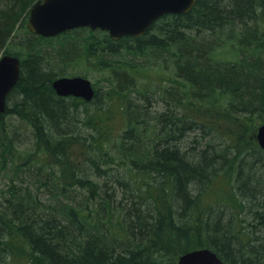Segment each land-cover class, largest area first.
Segmentation results:
<instances>
[{"label":"trees","instance_id":"16d2710c","mask_svg":"<svg viewBox=\"0 0 264 264\" xmlns=\"http://www.w3.org/2000/svg\"><path fill=\"white\" fill-rule=\"evenodd\" d=\"M37 1L0 0V57L22 62L0 114V171L18 173L0 193V264H177L198 249L225 264H264V151L255 138L264 123V0H197L190 13L117 42L89 29L31 34ZM96 55L112 59L99 64L112 71L106 90L95 86L88 103L58 96L61 65ZM151 56H166L172 78H152L164 64ZM147 90L165 94L153 115ZM135 99L148 106L125 108ZM117 113L128 128L111 158ZM215 114L250 128L227 129L210 121ZM15 117L35 139L23 162L7 130ZM220 178L230 188L218 193Z\"/></svg>","mask_w":264,"mask_h":264},{"label":"water","instance_id":"95a60500","mask_svg":"<svg viewBox=\"0 0 264 264\" xmlns=\"http://www.w3.org/2000/svg\"><path fill=\"white\" fill-rule=\"evenodd\" d=\"M197 0H40L30 11L28 30L44 38H53L79 28L107 32L112 40L145 36L153 24L166 15H186ZM21 77V61L16 56L0 59V114L6 112L7 98ZM53 88L60 97L73 96L91 102L95 90L83 77L59 78ZM264 150V124L257 134ZM178 264H224L210 249L182 255Z\"/></svg>","mask_w":264,"mask_h":264},{"label":"rangeland","instance_id":"374dc122","mask_svg":"<svg viewBox=\"0 0 264 264\" xmlns=\"http://www.w3.org/2000/svg\"><path fill=\"white\" fill-rule=\"evenodd\" d=\"M25 31L22 30L20 33H24ZM101 38H103V36H100ZM13 49L15 50H20L19 47H14ZM101 55H96V56H90L88 58L85 59V61L83 62V64H79V65H73V66H68V65H61L62 68H64L65 70H63V73H67L68 75L66 76H84L87 77L93 84L94 86H102L105 90L106 88L104 87V82L107 81V78H109L110 75H112V71L110 68H103V66H100V61H104L106 63V65L110 64L112 62L111 56H107V58H104L103 60L100 58ZM130 58V57H128ZM128 58L125 59V61H130ZM132 58V57H131ZM130 58V59H131ZM146 58V57H145ZM166 56H162V57H158L157 59H153V57L151 56L148 62L150 63H163L164 65L161 64V68L155 69V73L153 74L152 78L154 80H165V79H170L173 76L172 73V69H167L168 66V62H165L164 60H166ZM87 60V61H86ZM162 61V62H161ZM66 71V72H65ZM100 82V85H99ZM166 85H168L167 82H165ZM146 90V89H145ZM147 97H150L153 101H152V106L149 108V110L151 111L152 115L154 112L159 111V109L161 108V106L159 105L161 102H159L158 98L161 96H164V92L162 91H158L157 95H153L149 92V90H147L146 92ZM134 100V97H132ZM136 102L141 103V104H145L147 107L148 103H146L145 100H140V99H135ZM114 114V112H113ZM112 114V115H113ZM239 118H235L233 116H228L226 117V115L221 114V115H217L215 114L213 117L210 118L211 122H216L218 124H220L223 127H226L227 129H233V130H240L243 125L247 124L245 122V120H238ZM27 121H23L18 117L15 118H8V122H7V130L8 132H14L16 134V136H12V142H14V148L19 152L18 156H24L22 160H20L21 162L26 161L28 155H33L34 154V146H35V139L33 137V131L32 129H30L29 125L27 124ZM111 126L109 127L110 130V135L112 138V145L109 147V157L113 158L114 155H116V152L119 151L120 149V144L122 141V135L125 132V130H127L128 125L126 122V117L122 114H116L113 119H111ZM252 125V124H251ZM261 125H255L256 128V132H255V138L257 136L258 133V129ZM248 129L249 130L250 126L247 124ZM83 128V127H82ZM91 129V128H90ZM89 128H83V130L89 134L91 132ZM254 128H252L250 131H253ZM190 138H192L191 140H193L194 138H196L197 140L195 141L196 143H198L200 137H195V134H190L189 135ZM190 140V139H189ZM188 144V143H187ZM199 146V144H198ZM194 147V145H193ZM221 146L218 147V149H220ZM118 155V154H117ZM74 159H81V156H79V154H74L73 155ZM110 158V159H111ZM1 161V160H0ZM50 161H53V158H50ZM20 162V163H21ZM53 163V162H52ZM109 168H113L114 164H110L108 166ZM1 168V165H0ZM20 173V172H19ZM18 173L15 172H11L10 171V165L8 166V168L4 171H0V193H2L3 191L6 190L7 188V183L9 181V179L11 177H15ZM25 173H21L19 175V178H24ZM61 175H56V178H60ZM25 179V178H24ZM30 179V178H29ZM104 180V178L101 179H97V181L101 182ZM56 182L59 181V179H55ZM218 188L219 190H217L218 193L222 192V189H228L230 188V183L228 184L226 182V180H224L223 178H220L217 182ZM42 191V190H41ZM218 193H213L214 197L215 195H217ZM87 195V192H86ZM226 196L224 193L221 194ZM41 196L44 199H48L49 198V193L47 191L44 190V193L42 194L41 192ZM86 196L84 194H79L78 198H77V202L81 201L83 198H85ZM223 197V196H222ZM216 199V198H215ZM213 201V199H212ZM2 207L5 206L4 203H1ZM229 212H226V214H228ZM230 214H228L227 216H229ZM243 218L249 217V221L251 220V216H247L245 214L242 215Z\"/></svg>","mask_w":264,"mask_h":264},{"label":"bare ground","instance_id":"6f19581e","mask_svg":"<svg viewBox=\"0 0 264 264\" xmlns=\"http://www.w3.org/2000/svg\"><path fill=\"white\" fill-rule=\"evenodd\" d=\"M137 106H140V107H145L146 105L144 104H141V103H138V102H136V101H132L131 103H129V104H126L125 105V108H127V109H133L134 107H137Z\"/></svg>","mask_w":264,"mask_h":264}]
</instances>
